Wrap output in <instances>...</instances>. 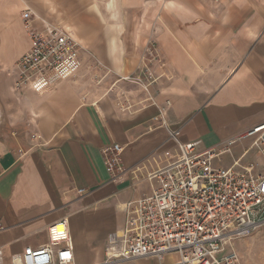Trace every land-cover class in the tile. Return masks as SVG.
<instances>
[{"label":"crops","instance_id":"0c3cea01","mask_svg":"<svg viewBox=\"0 0 264 264\" xmlns=\"http://www.w3.org/2000/svg\"><path fill=\"white\" fill-rule=\"evenodd\" d=\"M112 2V14H103L101 8L108 6L96 1L92 16L82 15L78 33L92 56L81 52L82 66L74 76L16 90L14 65L31 47L20 13L29 0H0V249L5 263L27 247L49 243L50 227L62 222L72 238V264L103 261L108 235L125 226V205L151 194L146 176L154 165L135 178L128 171L113 181L102 148L121 144L128 170L154 151L173 150L167 129L154 121L166 102V119L181 128L183 141H200V151L221 152L215 166L231 167L238 160V168L254 164L255 173L264 172V157L247 135L264 123V0ZM88 23L98 27L91 37ZM151 40L159 62L144 59ZM93 66L97 87L86 82ZM142 66L154 72L155 103L130 79ZM126 264H178V255Z\"/></svg>","mask_w":264,"mask_h":264},{"label":"built area","instance_id":"2783aa9c","mask_svg":"<svg viewBox=\"0 0 264 264\" xmlns=\"http://www.w3.org/2000/svg\"><path fill=\"white\" fill-rule=\"evenodd\" d=\"M21 21L31 47L14 65L16 90L44 79L69 78L80 70L83 48L70 28L61 23L38 25L29 8L22 10ZM161 58L156 42L151 40L144 59L153 63ZM130 79L140 83L155 103L153 70L139 67ZM120 105L124 109L126 104ZM169 105L166 102V107L159 109L154 121L167 129L173 150L154 151L140 167L128 170L121 144L102 148L113 181L128 171L135 178L150 164L154 168L146 176L151 194L125 205V226L108 235L105 257L96 264H126L148 256L163 259L170 253L178 255V264H241L235 240L264 226V172L255 173L254 164L238 168V160L231 167L215 166L214 159L221 152L200 151V141H183L181 128L172 127L166 119ZM247 135L264 157V123ZM49 233V243L36 249L27 247L12 255L9 263L4 262L0 249V264H72L73 244L66 223L51 226Z\"/></svg>","mask_w":264,"mask_h":264},{"label":"rangeland","instance_id":"374dc122","mask_svg":"<svg viewBox=\"0 0 264 264\" xmlns=\"http://www.w3.org/2000/svg\"><path fill=\"white\" fill-rule=\"evenodd\" d=\"M96 1H99L102 4H105L106 2V0H29V3L23 4L20 13L22 10L29 8L34 13L38 25L44 22L61 23L65 25L70 28L74 36L81 42L83 48L82 51L88 52L92 56V52L89 50L87 51L84 47L82 38L79 36L78 32L80 30L79 28H82L83 25V23H81L83 21V19H81L82 15L88 14L91 17L92 15L90 14L94 11L91 6ZM85 5L89 6L85 7ZM101 11L105 15H107V12L109 11L110 13L112 12V10H108L105 6L101 8ZM90 24L93 26V23H88V28L90 27ZM97 29L98 27L95 25L92 29H86L88 31V33H86L87 36H93ZM92 68L93 71L90 70L88 73L86 82L89 86L96 85L97 87L98 77L96 75L99 73L96 72V67L93 66ZM114 81L105 80V82H109L108 85ZM154 86L155 84L151 87L153 88V91L156 92ZM125 94L126 93L123 91V95ZM234 247L240 254L241 264H264V226L247 237L235 240Z\"/></svg>","mask_w":264,"mask_h":264},{"label":"bare ground","instance_id":"6f19581e","mask_svg":"<svg viewBox=\"0 0 264 264\" xmlns=\"http://www.w3.org/2000/svg\"><path fill=\"white\" fill-rule=\"evenodd\" d=\"M112 0H106L105 4L108 6L109 9L112 8Z\"/></svg>","mask_w":264,"mask_h":264}]
</instances>
